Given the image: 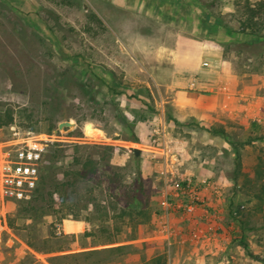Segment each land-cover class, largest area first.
I'll use <instances>...</instances> for the list:
<instances>
[{"label": "rangeland", "instance_id": "374dc122", "mask_svg": "<svg viewBox=\"0 0 264 264\" xmlns=\"http://www.w3.org/2000/svg\"><path fill=\"white\" fill-rule=\"evenodd\" d=\"M171 1L0 0V147L33 129L50 136L46 155L63 148L55 182L89 158L97 170L33 216L20 213L26 201L0 199V264H144L159 255L167 264H264V38L215 45L216 90L179 99L149 65L158 52L199 53L212 41L202 3L239 30L244 0ZM136 179L143 214L105 223L121 227L108 243L99 212L116 215Z\"/></svg>", "mask_w": 264, "mask_h": 264}, {"label": "trees", "instance_id": "16d2710c", "mask_svg": "<svg viewBox=\"0 0 264 264\" xmlns=\"http://www.w3.org/2000/svg\"><path fill=\"white\" fill-rule=\"evenodd\" d=\"M159 1H163L165 3L168 2V4L172 2L171 0H159ZM170 5H172V3H170ZM180 6L181 9L184 10V7H188L189 4H185V5L180 4ZM198 8L200 9V16H202L200 20L201 29L202 30L205 29L206 31H208L209 34H214V36H216L219 32H222L228 37H230V39H232V42L238 41V45L241 48L250 47L251 45H253V43L255 42L259 43L260 39L264 38V0H256V1L244 0L241 3L239 2L237 4V21L239 24V30L234 32L231 30L230 26L224 25L222 23L221 18H218L217 16L214 17V15L208 13L205 10V5L203 3L202 5L198 6ZM178 11L179 9L176 10V12ZM233 34L240 35L241 37L244 35L250 36L251 39H254V42L247 41L244 38L237 39L234 37L235 35ZM212 38L211 40L216 41L215 39ZM226 45L228 46L231 45V40L226 42ZM11 121H12V117H9V120L3 125H9ZM253 125L256 127L257 123L254 122ZM209 130L213 134L216 133H221L223 135L226 134L224 130L221 129L211 128ZM94 147L98 148L99 146H94ZM104 149L111 150V147H104ZM62 152H63V148L56 145L54 148L51 149V152L49 154L45 155V157L47 156V161L49 162V164L42 166L40 178L37 183L34 195L31 197V199L25 202L26 204L24 206V209H22L20 213L33 216L35 214H38L40 211H44L45 206H51L54 203L55 201L54 193L57 192L64 194L65 192L64 190L66 187L75 186L78 180L77 178L83 180L86 177H88L89 174H95L97 172V170L95 169L96 162L89 158L85 160V162L82 164V168L79 171L74 172L70 177H67L65 181L63 180V181L55 182L56 180H55L53 163L59 160ZM137 156L138 155L134 154L133 159H136ZM238 156H239V151H238ZM237 159H239V157ZM180 185H182L183 188H186L187 183H182ZM262 189L264 190V184L262 186ZM141 192H142L141 181L136 179L134 183L133 194L130 196V198L127 197L128 203L126 202L125 205L119 209V212L117 214L115 213L116 215L110 216L111 214H109V211H105V210H101L99 212L101 213L100 218H101V222L103 223L100 226L101 229L99 228L100 229L99 231L105 235L109 234L106 240L108 243H115L119 240L117 234L120 232L121 227H118L115 222H111L112 231H110L108 229L109 228L108 224L105 223H107L108 221H113L115 218H117L119 221L122 222L124 221L123 219L124 216H127L131 221L133 220L134 214L140 215L142 213V211L140 210L142 203H140L138 197ZM60 199H59L60 201L63 200L62 196ZM131 202L135 203L134 208L130 206ZM114 209L116 210L117 206H114ZM66 215L68 214L67 213L62 214L60 220L64 219ZM75 216H78V214H75ZM85 234L90 235V232H87ZM126 238L130 240L136 239L137 235L130 234ZM28 245L31 246V243L28 242ZM144 264H167V259L165 255H159L156 258Z\"/></svg>", "mask_w": 264, "mask_h": 264}, {"label": "crops", "instance_id": "0c3cea01", "mask_svg": "<svg viewBox=\"0 0 264 264\" xmlns=\"http://www.w3.org/2000/svg\"><path fill=\"white\" fill-rule=\"evenodd\" d=\"M142 7L147 8L145 2ZM171 19H174V15ZM213 39L216 41H208L206 48L199 53L180 49H167L165 54L158 52L161 55L159 59L156 58L157 64L149 65L153 68L150 77L167 91L178 92L179 99H184L187 95L191 96L196 92L191 90L192 88H197L201 96H204L203 94L211 88L215 91L221 77L223 55L222 51L219 53L215 51V45L227 42L230 37L219 32ZM136 60L138 61V58ZM141 66L145 70L148 69L146 64ZM67 228L74 230L75 227L68 225Z\"/></svg>", "mask_w": 264, "mask_h": 264}, {"label": "built area", "instance_id": "2783aa9c", "mask_svg": "<svg viewBox=\"0 0 264 264\" xmlns=\"http://www.w3.org/2000/svg\"><path fill=\"white\" fill-rule=\"evenodd\" d=\"M16 136L0 147V199L27 201L34 195L52 141L33 129Z\"/></svg>", "mask_w": 264, "mask_h": 264}, {"label": "water", "instance_id": "95a60500", "mask_svg": "<svg viewBox=\"0 0 264 264\" xmlns=\"http://www.w3.org/2000/svg\"><path fill=\"white\" fill-rule=\"evenodd\" d=\"M75 127V124H72V123H70V122H62V123H60L59 124V129H62V128H64V127ZM86 130L87 131H92L93 130V128H92V126L90 125V124H88L87 126H86ZM133 151V153L134 154H136V155H138L139 153H140V150L139 149H133L132 150Z\"/></svg>", "mask_w": 264, "mask_h": 264}, {"label": "bare ground", "instance_id": "6f19581e", "mask_svg": "<svg viewBox=\"0 0 264 264\" xmlns=\"http://www.w3.org/2000/svg\"><path fill=\"white\" fill-rule=\"evenodd\" d=\"M86 132H87V131H86ZM88 132H89V131H88ZM94 132H95V131L93 130V134H94ZM90 133H92V132H90ZM98 134L102 135L101 132H99ZM91 135H92V134H91ZM98 138H99V137H98ZM94 139H95V138H94ZM89 141H90V140H89ZM95 141H96V140H95ZM102 141H103V140H102Z\"/></svg>", "mask_w": 264, "mask_h": 264}]
</instances>
